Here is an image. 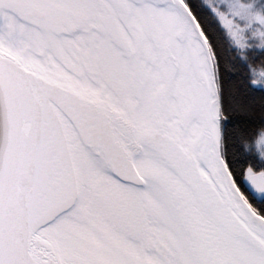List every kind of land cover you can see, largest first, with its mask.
<instances>
[{"label":"snow or ice","instance_id":"6c2138e0","mask_svg":"<svg viewBox=\"0 0 264 264\" xmlns=\"http://www.w3.org/2000/svg\"><path fill=\"white\" fill-rule=\"evenodd\" d=\"M0 264H264V0H0Z\"/></svg>","mask_w":264,"mask_h":264}]
</instances>
